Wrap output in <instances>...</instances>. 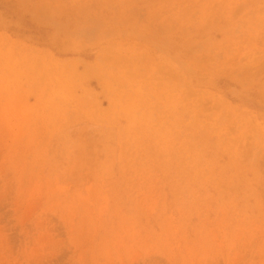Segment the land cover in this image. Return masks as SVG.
Here are the masks:
<instances>
[{
  "label": "rangeland",
  "instance_id": "1",
  "mask_svg": "<svg viewBox=\"0 0 264 264\" xmlns=\"http://www.w3.org/2000/svg\"><path fill=\"white\" fill-rule=\"evenodd\" d=\"M0 264H264V0H0Z\"/></svg>",
  "mask_w": 264,
  "mask_h": 264
}]
</instances>
